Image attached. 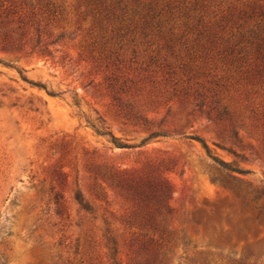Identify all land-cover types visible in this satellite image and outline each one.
<instances>
[{
    "label": "rangeland",
    "instance_id": "1",
    "mask_svg": "<svg viewBox=\"0 0 264 264\" xmlns=\"http://www.w3.org/2000/svg\"><path fill=\"white\" fill-rule=\"evenodd\" d=\"M39 2L0 22V264H264V0Z\"/></svg>",
    "mask_w": 264,
    "mask_h": 264
},
{
    "label": "trees",
    "instance_id": "2",
    "mask_svg": "<svg viewBox=\"0 0 264 264\" xmlns=\"http://www.w3.org/2000/svg\"><path fill=\"white\" fill-rule=\"evenodd\" d=\"M107 2L108 0H94L95 7L99 8V13L104 14L105 17H114L121 23L126 15H139L140 19H138V22L141 23V18L143 17L142 11L145 9V5L141 0H111V6L109 7L106 6ZM131 2L134 3L133 6ZM149 10L151 11L153 8L149 7ZM40 11L46 15H54L56 13L51 3L43 4L42 2L40 6L39 0H36V3H33L31 0H0V22L5 21L10 25L17 22H24L26 18L36 17ZM147 25H149V22H147ZM136 26L140 27L141 25L136 24ZM123 30L126 29L124 27H116L112 30L114 32L112 37L119 39L128 33ZM237 33L241 36L235 42V47L238 46L236 50V60L238 61L237 71L238 73H245L250 81H255V83L264 87V33H262L261 28L257 27L244 31L237 30ZM146 34L144 32L145 36ZM234 40L235 38L232 35L227 41L232 42ZM105 42L108 41L106 40ZM246 43L250 44L249 49L246 48ZM256 121V127L261 129L263 134L262 143L264 144V111L256 118ZM203 144L208 149L206 143L203 142ZM161 201L158 198V202ZM255 219L259 220V226L264 225L261 210L258 211ZM249 221L250 219H247L246 223H249Z\"/></svg>",
    "mask_w": 264,
    "mask_h": 264
}]
</instances>
